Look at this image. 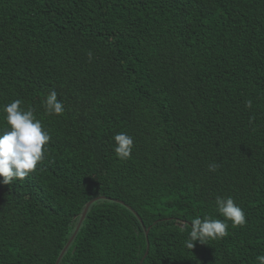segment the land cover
<instances>
[{"label":"trees","instance_id":"1","mask_svg":"<svg viewBox=\"0 0 264 264\" xmlns=\"http://www.w3.org/2000/svg\"><path fill=\"white\" fill-rule=\"evenodd\" d=\"M53 89L61 115L42 103ZM17 99L50 141L24 180L0 177V264H55L97 196L59 264H140L147 243L141 264H258L264 0H0V108ZM197 217L228 235L187 248Z\"/></svg>","mask_w":264,"mask_h":264},{"label":"clouds","instance_id":"2","mask_svg":"<svg viewBox=\"0 0 264 264\" xmlns=\"http://www.w3.org/2000/svg\"><path fill=\"white\" fill-rule=\"evenodd\" d=\"M91 58V54H89ZM58 93L53 89L42 101L47 115H61L64 112L63 102L58 100ZM22 101L17 99L0 108L4 114L6 129L0 133V177L2 183L12 184L14 180H24L36 170L47 149L45 145L50 141L49 133L42 128L40 119L34 115V110L21 107ZM246 107L251 108L252 102L248 101ZM114 153L120 160L131 157L134 147L133 138L126 133H117ZM219 166L210 164L209 170L215 172ZM217 210L225 220H230L233 227H242L247 223L246 215L232 197L216 198ZM228 235V224L220 219L199 217L191 222V229L186 240V247L193 249L195 242L223 239ZM258 264H264V254L256 257Z\"/></svg>","mask_w":264,"mask_h":264},{"label":"water","instance_id":"3","mask_svg":"<svg viewBox=\"0 0 264 264\" xmlns=\"http://www.w3.org/2000/svg\"><path fill=\"white\" fill-rule=\"evenodd\" d=\"M103 198H105V197H104V196H97V197H95V198L89 200V201L85 204V207H84V209H83V211H82V213H81V216H80L79 222H78V224H77V226H76V228H75V230H74L72 236L70 237V239L68 240V242L66 243V245H65L64 248L62 249L61 253L59 254V256H58V258H57L55 264H59V263H60L62 257L64 256V254H65L66 251L68 250V248H69V246L71 245L72 241L74 240L76 234L78 233V231H79L81 225L83 224V221L85 220V217H86V215H87V212H88L90 206H91L94 202H96V201H98V200H100V199H103ZM120 202H122V201H120ZM134 213L138 216L140 222L142 223V219H141V217H140L135 211H134ZM143 228H144V230H145V234H146V237H147V239H148V232H149V229H150V228H146L145 226H143ZM148 252H149V243H147V250H146V253H145L144 257L142 258L140 264L142 263L143 259L147 256Z\"/></svg>","mask_w":264,"mask_h":264}]
</instances>
